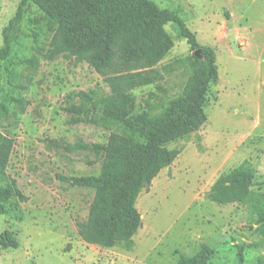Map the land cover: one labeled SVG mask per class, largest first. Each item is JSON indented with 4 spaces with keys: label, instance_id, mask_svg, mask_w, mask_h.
<instances>
[{
    "label": "rangeland",
    "instance_id": "1",
    "mask_svg": "<svg viewBox=\"0 0 264 264\" xmlns=\"http://www.w3.org/2000/svg\"><path fill=\"white\" fill-rule=\"evenodd\" d=\"M153 1L178 12L199 43L214 48L219 78L207 94L206 122L167 144L180 154L139 194L142 224L130 248L79 236L77 221L87 218L95 190L69 180L100 173L99 146L112 130L73 123L64 109L68 95H104L109 86L86 61L40 54L53 32L33 3L11 30L12 53L0 59V132L15 140L7 171L28 199L18 208L8 202L0 214V237L7 231L18 241L0 243V264H180L205 246L214 249L208 264H264V0ZM20 2L0 0V46ZM165 28L173 47L157 65L161 79L132 91L136 113H161L182 95L195 56L202 57L176 23ZM78 141L90 147L71 152L61 145ZM234 170L253 172L249 196L212 201L211 187Z\"/></svg>",
    "mask_w": 264,
    "mask_h": 264
},
{
    "label": "trees",
    "instance_id": "2",
    "mask_svg": "<svg viewBox=\"0 0 264 264\" xmlns=\"http://www.w3.org/2000/svg\"><path fill=\"white\" fill-rule=\"evenodd\" d=\"M28 2L42 11L53 32L48 48L40 54L49 60L67 55L86 61L110 88L104 95L95 90L68 95L64 109L73 123H90L112 130L107 142L99 146L100 173L69 180L73 185L95 190L87 218L77 221L79 236L90 244L103 247L123 244L130 248L142 224L136 206L139 194L181 152L167 148V144L197 131L207 120V94L210 85L219 78L216 52L213 47L199 43L178 12L162 8L153 0H21L15 16L3 30L0 59H7L12 53L11 30L23 20ZM168 22L177 24L191 50H200L202 57L195 56L194 70L183 86L182 95L161 113H136L132 91L161 79L157 65L173 47L165 28ZM30 60L38 63L37 57ZM3 109L8 111L6 107ZM14 144L13 137L0 132V214L7 212L8 202L18 208L28 199L7 171ZM61 145L71 152L90 147L83 141ZM253 180V172L234 170L220 177L208 197L220 204L243 201L249 196ZM0 243L5 247L18 246L17 239L7 231L0 237ZM213 255L214 249L205 246L180 264H208Z\"/></svg>",
    "mask_w": 264,
    "mask_h": 264
},
{
    "label": "water",
    "instance_id": "3",
    "mask_svg": "<svg viewBox=\"0 0 264 264\" xmlns=\"http://www.w3.org/2000/svg\"><path fill=\"white\" fill-rule=\"evenodd\" d=\"M196 53L199 54L200 53V50H196Z\"/></svg>",
    "mask_w": 264,
    "mask_h": 264
}]
</instances>
